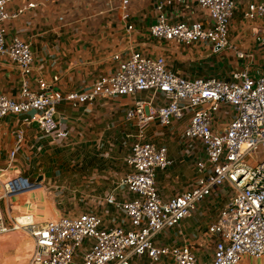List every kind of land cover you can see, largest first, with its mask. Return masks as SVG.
<instances>
[{"label":"built area","instance_id":"built-area-1","mask_svg":"<svg viewBox=\"0 0 264 264\" xmlns=\"http://www.w3.org/2000/svg\"><path fill=\"white\" fill-rule=\"evenodd\" d=\"M12 1L0 0V56L7 57L21 75L17 96L0 93V118L21 119V126L12 131L10 158L20 149L25 128L34 123L38 138L51 137L56 144L68 139L67 120L58 113L62 102L85 110L86 104L102 98L129 96L132 102L123 119L135 127V133L127 135L134 138L124 157L129 170L118 180L131 197L117 200L109 193L106 198L125 215L128 225H110L90 211L42 221L24 212L6 223L0 208V234L18 229L32 240L27 264H131L133 255L145 256L154 264H161L164 257L175 264H199L189 242L167 244L158 235L194 215L201 204L207 207V233L215 237L209 264H240L245 256L264 264V73L254 75L243 66L226 77L186 76L173 71L164 56L130 46L124 58L118 52L111 55L117 63L114 71L101 74L86 88L63 93L52 87L59 80L55 74L49 82L40 78L34 91L29 84L31 44L17 34L7 39L4 23L36 3L10 9ZM193 1L206 11L207 24L168 22L163 4L158 3L150 35L182 46L203 43L213 53L230 47L238 58H253L228 40L235 0ZM129 2L119 0L117 6L127 33L133 30ZM244 17L264 18V0L249 1ZM254 41L264 55V30L256 33ZM179 120L184 121L181 153L192 158L196 178L189 188L164 200L156 188V173L169 168L173 159L165 144L147 141L144 134L152 123L170 127ZM34 183L22 175L9 178L2 184L0 200L18 193L17 187Z\"/></svg>","mask_w":264,"mask_h":264},{"label":"crops","instance_id":"crops-1","mask_svg":"<svg viewBox=\"0 0 264 264\" xmlns=\"http://www.w3.org/2000/svg\"><path fill=\"white\" fill-rule=\"evenodd\" d=\"M129 1V20L133 25L130 33L126 32L120 19V10L117 7L119 0L12 1L9 4L10 9L25 5L27 2L36 3L34 8L27 9L21 15L4 23L7 39L17 34L31 44L33 71L29 77L30 88L37 91V81L40 78L49 82L55 74L59 76V80L53 83L52 87L63 93L86 88L101 74L114 71L117 63L112 60L111 55L118 52L120 57L124 58L130 46L153 56H164L173 71L186 76L213 74L226 77L232 70L243 66H248L251 74L264 73V55L259 52L254 41L256 33L264 30V18L249 21L244 17L247 3L257 0H235L236 8L227 33L230 44L241 51L252 53L253 58H238L235 50L230 47L213 53L210 46L203 43L182 46L150 35L149 27L156 22L158 3L163 4L168 22L198 20L207 24L209 20L206 11L193 0ZM214 54L217 56L210 60ZM20 83L21 75L17 67L7 57L0 56V93L15 97L19 93ZM142 96L147 97L148 93H142ZM98 101H101L99 106L85 105L90 109V117L86 122L84 117L87 115L76 111L68 102H62L58 106V113L65 116L70 131L68 139L62 145L68 146L76 140L83 141L95 119L101 117L100 113H105L107 117L113 118L105 124L108 129L114 127L107 134L108 137L117 133L119 128L122 139L124 141L130 139L129 150L134 138L132 136L129 138L127 135L134 134L135 127L129 123L132 130L126 128L128 122H125L123 114L120 113L130 106L131 97L102 98L95 103ZM13 117L14 115H8L0 118V189L4 181L17 175L27 177L34 182L41 175L40 184L29 188L41 191L44 185L50 182L52 172L51 170L44 172L42 167H35L31 163V160L40 156L42 152L43 145L38 141L40 131L35 123L26 127L20 149L10 158V152L14 147L12 131L21 126V119L17 116ZM33 126L38 132L27 133ZM150 126L144 134V139L164 144L165 137L160 133L164 127L156 123ZM149 130L153 132L149 133ZM101 136L105 134L100 135V139ZM31 138L38 139L35 145L29 144ZM44 140L49 145L56 144L51 137H46ZM170 140L172 145L169 146V154L173 163L169 168L158 170L156 173V188L164 200L189 188L196 178L192 165H184L182 162L184 156L181 149H176L179 146L176 137L173 136ZM123 173L124 171H120L118 177ZM109 193H113L117 200L131 197L125 188L115 187L105 190L102 195L87 198L80 205V211L74 214L90 211L102 217L110 225H128L129 221L125 215L107 203L106 198ZM27 201L31 202L30 199ZM206 208L205 204H201L194 215L182 219L176 227L160 233L158 240L167 244L189 242L197 262L209 264L215 237L207 233ZM20 209L22 210L23 206ZM60 215L56 212L49 215L40 214V219L57 218ZM178 231H181V237ZM169 262L175 264L170 257H164L161 264ZM131 264H154V262L145 256L133 255Z\"/></svg>","mask_w":264,"mask_h":264},{"label":"rangeland","instance_id":"rangeland-1","mask_svg":"<svg viewBox=\"0 0 264 264\" xmlns=\"http://www.w3.org/2000/svg\"><path fill=\"white\" fill-rule=\"evenodd\" d=\"M216 56L214 54L210 60H213ZM120 101L123 102L124 100ZM100 103L101 101H98L93 103L92 106H99ZM76 111L87 115L84 117V122L89 119L90 109L79 108ZM100 114L101 117L95 119L83 141L76 140L73 144L63 146L62 144H47L44 140L47 136L38 138L40 140L31 138L29 144L35 145L38 140L43 145L41 155L34 157L31 163L35 167H42L44 172L51 170L52 178L41 191L24 189L13 194L17 196L2 197L0 208L3 211L6 223L11 222L12 216L24 212H30L37 221H42L40 214L49 215L55 212L61 215L74 214L80 211V205L87 198L93 195H102L105 190L115 187L120 188L118 185L119 172L129 170L123 157L128 151L130 139L127 138L124 141L119 128L117 133L112 137H108L107 134L114 127L108 129L105 124L113 118L107 117L105 113ZM120 114H123V112ZM183 125L184 121L179 120L172 122L170 127L161 129L160 133L165 137L164 144L168 149L172 145L170 139L173 136L176 137L179 145L176 149L183 148L179 144L180 129ZM125 127L132 130L129 123ZM37 132V128L33 126L27 133L35 134ZM148 132L152 133L153 131L149 130ZM103 133L105 136H101L100 139V135H103ZM25 161L28 162V160ZM182 162L184 165H192V158L184 156ZM0 194H2L1 189ZM27 199H30L35 205ZM21 206H23L22 210L20 209ZM31 251L32 240L24 231L14 229L0 234V264H27ZM240 264H261V261L245 256Z\"/></svg>","mask_w":264,"mask_h":264},{"label":"bare ground","instance_id":"bare-ground-1","mask_svg":"<svg viewBox=\"0 0 264 264\" xmlns=\"http://www.w3.org/2000/svg\"><path fill=\"white\" fill-rule=\"evenodd\" d=\"M26 187H28V188H26ZM31 186L30 185H24V186H19V187H17L14 191L15 192H19V191H23L24 189H29ZM32 188V187H31ZM32 215V214H31ZM32 217H33V219H34V216L32 215ZM22 221H23V219H22Z\"/></svg>","mask_w":264,"mask_h":264},{"label":"water","instance_id":"water-1","mask_svg":"<svg viewBox=\"0 0 264 264\" xmlns=\"http://www.w3.org/2000/svg\"><path fill=\"white\" fill-rule=\"evenodd\" d=\"M42 179V176L39 175L34 183L35 186L39 185L40 184V180Z\"/></svg>","mask_w":264,"mask_h":264}]
</instances>
